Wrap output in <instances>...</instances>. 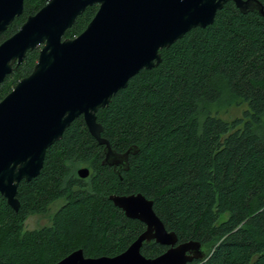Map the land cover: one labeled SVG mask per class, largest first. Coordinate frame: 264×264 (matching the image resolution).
<instances>
[{"label":"trees","instance_id":"1","mask_svg":"<svg viewBox=\"0 0 264 264\" xmlns=\"http://www.w3.org/2000/svg\"><path fill=\"white\" fill-rule=\"evenodd\" d=\"M46 2L24 0L0 42ZM97 8L87 6L64 37L80 34ZM160 56L96 112L114 150L136 147L128 169L103 165L104 146L75 118L47 148L39 174L18 184V210L0 194V264H53L76 249L88 257L121 253L145 225L109 196L138 192L178 242L203 245L206 258L188 264H264V17L228 1L211 24L191 28ZM37 57L38 48L27 51L0 83V100ZM230 105L245 107L223 119L220 108ZM58 199L49 225L24 229L28 216ZM165 249L151 240L140 250L154 257Z\"/></svg>","mask_w":264,"mask_h":264},{"label":"water","instance_id":"2","mask_svg":"<svg viewBox=\"0 0 264 264\" xmlns=\"http://www.w3.org/2000/svg\"><path fill=\"white\" fill-rule=\"evenodd\" d=\"M232 1L242 12L264 17L260 0H47L19 29L0 42V83L38 48L32 71L17 81L0 100V194L15 211L21 180L36 177L46 150L62 138L64 130L82 116L89 133L104 146L103 165L128 169L129 155L114 150L101 136L96 112L142 69L161 61L160 49L169 47L194 27L211 24L216 12ZM24 0H0V35L23 11ZM97 4L95 15L76 37H64L76 17ZM88 176L86 166L77 170ZM126 217L145 229L121 253L85 256L76 249L53 264H188L204 260L203 245L195 240L178 243L141 193L109 196ZM154 240L167 249L154 257L141 253L144 242Z\"/></svg>","mask_w":264,"mask_h":264},{"label":"rangeland","instance_id":"3","mask_svg":"<svg viewBox=\"0 0 264 264\" xmlns=\"http://www.w3.org/2000/svg\"><path fill=\"white\" fill-rule=\"evenodd\" d=\"M245 105L225 106L220 108L219 116L226 120H231L234 117L241 116V111ZM83 167V166H82ZM63 203V199H58L49 205L48 211L43 214H32L24 221V229L32 230L50 224L52 214L60 207Z\"/></svg>","mask_w":264,"mask_h":264},{"label":"flooded vegetation","instance_id":"4","mask_svg":"<svg viewBox=\"0 0 264 264\" xmlns=\"http://www.w3.org/2000/svg\"><path fill=\"white\" fill-rule=\"evenodd\" d=\"M178 243H179V242H178ZM166 249H167V246H166ZM166 249H165V250H166Z\"/></svg>","mask_w":264,"mask_h":264}]
</instances>
